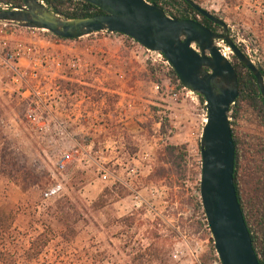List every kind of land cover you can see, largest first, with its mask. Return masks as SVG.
I'll use <instances>...</instances> for the list:
<instances>
[{"label": "rangeland", "instance_id": "374dc122", "mask_svg": "<svg viewBox=\"0 0 264 264\" xmlns=\"http://www.w3.org/2000/svg\"><path fill=\"white\" fill-rule=\"evenodd\" d=\"M156 1L175 17L185 7L181 0ZM194 1L222 19L234 43L264 68V0ZM216 45L238 61L222 41ZM17 46L49 52L59 62L38 74L58 96L55 119L40 128L27 118L21 82L0 61V126L18 158L42 178L23 192L0 176V207L16 212L8 247L19 253V264H220L197 190L206 119L199 95L166 74L151 76L148 67L162 59H147L144 48L119 33L60 40L46 30L0 24V55ZM161 118L168 120L166 137ZM231 126L243 156L238 181L250 207L264 193V122L242 107ZM167 144L184 146L186 155L166 154ZM67 153L74 156L61 164ZM67 201L72 208L63 211L76 231L70 240L60 236L64 226L54 216ZM44 225L53 229L50 241L26 260L24 251Z\"/></svg>", "mask_w": 264, "mask_h": 264}, {"label": "water", "instance_id": "95a60500", "mask_svg": "<svg viewBox=\"0 0 264 264\" xmlns=\"http://www.w3.org/2000/svg\"><path fill=\"white\" fill-rule=\"evenodd\" d=\"M22 1L21 5L0 2V24L46 30L65 39L98 32L126 35L163 56L182 86L204 99L199 193L218 260L220 264H260L233 179L235 144L229 114L239 93L238 75L216 40L223 39L233 56L254 76L264 105L261 69L228 34L214 33L194 19L168 15L158 4L146 0H74L104 11L86 17H68L41 0ZM184 1L228 30L222 19L194 0Z\"/></svg>", "mask_w": 264, "mask_h": 264}, {"label": "trees", "instance_id": "16d2710c", "mask_svg": "<svg viewBox=\"0 0 264 264\" xmlns=\"http://www.w3.org/2000/svg\"><path fill=\"white\" fill-rule=\"evenodd\" d=\"M46 5L51 7L57 12H61L68 17H86L93 14L104 13L101 9L93 6L92 4L84 1H74V0H42ZM1 3L10 4V5H21L22 0H0ZM149 2L157 3L156 0H151ZM181 2L193 10L195 14L197 13L186 1L181 0ZM161 7V6H160ZM162 8V7H161ZM163 9V8H162ZM164 10V9H163ZM203 21L199 20L200 23L207 26L204 22L208 20L204 16L200 15ZM175 17V16H174ZM198 21V20H197ZM63 40H70L65 38H60ZM72 40V39H71ZM161 64H163L161 66ZM239 82V93L231 106L230 111L232 118L231 125H235L239 119V115L242 107H248L252 109L257 116L264 122V105L260 96V92L256 85L254 76L250 73L246 67L240 62L233 64ZM262 75L264 77V68L260 67ZM149 74L155 78L158 74H166L168 77L179 80L175 71L167 64L166 59H163L150 67H148ZM159 71V73H158ZM200 97V100L204 102V99ZM0 107V115H1ZM161 128L160 134L163 137L167 136V132L164 130L168 124V120H160ZM232 136L235 144V164H234V186L237 193V198L240 204V207L243 212V216L247 227L251 234L252 243L256 254L258 256L260 264H264V193L257 195L252 205L249 207L243 198V193L241 191V186L238 181L239 171L241 170V163L243 161V156L241 152L240 141L235 134V131L232 127ZM13 145L4 134L2 127L0 126V176L8 178L14 185L19 187L23 192L27 191L29 188L34 186H39L41 182V177L38 176L32 169L27 167L25 159L20 160L13 149ZM199 148V146H198ZM185 147L180 145H171L167 144L164 146V151L166 154L175 156L176 154L182 158L186 155L184 153ZM161 171V169H160ZM160 176H164L163 173H160ZM158 175V178H160ZM160 180V179H159ZM199 181L197 182V190L199 192ZM67 206L62 203H58L54 210V216L59 224L64 226V229L61 228L60 236L64 240H70V237L75 236L74 226L70 224L72 218L68 213L63 211L65 207H70L69 201H67ZM199 206L202 209V202L199 199ZM16 212L13 210H5L0 207V264H19L18 256L19 253L13 251L8 247V244L12 245L14 238L12 236L13 225L15 221ZM204 214V212H203ZM205 218V217H204ZM204 226L208 229V225L204 222ZM53 229L47 225H44L43 231L39 233L32 241H30L28 248L24 251L23 256L26 260H33L37 258L44 248L47 246L50 241V235H52ZM212 240V239H211ZM212 254H214L215 260L217 256L215 254V249L212 247Z\"/></svg>", "mask_w": 264, "mask_h": 264}, {"label": "built area", "instance_id": "2783aa9c", "mask_svg": "<svg viewBox=\"0 0 264 264\" xmlns=\"http://www.w3.org/2000/svg\"><path fill=\"white\" fill-rule=\"evenodd\" d=\"M57 38L60 39V37ZM139 46L144 48L140 44ZM15 49V52L11 51L10 53H6V56L8 55V57L0 55V61L3 62L5 68L12 73V80L15 81V79H18L22 84L18 93L21 96V99L28 105L27 118L33 122H37L36 124L38 125L41 124L40 128H46L49 126L50 120L55 119L56 112L53 110V104L58 96L54 95L53 92H47L44 89L41 85L42 81L39 79L38 74L41 70H50L51 66L54 64L55 66H58L59 62L54 55L49 52L39 53V51H32L30 49H19L18 46ZM144 50L147 52V59L150 58L154 61L163 59V56L157 52L149 51L146 48H144ZM19 56L26 61V65L18 60ZM13 59L17 60V62ZM26 74L29 75V79L25 77ZM73 156L72 153L64 154L61 164L72 159ZM103 176L105 177L106 175L103 174ZM45 194L48 195V192ZM215 264H218V262Z\"/></svg>", "mask_w": 264, "mask_h": 264}, {"label": "flooded vegetation", "instance_id": "af4514ba", "mask_svg": "<svg viewBox=\"0 0 264 264\" xmlns=\"http://www.w3.org/2000/svg\"><path fill=\"white\" fill-rule=\"evenodd\" d=\"M148 1H151V0H148ZM170 2L171 3H174L172 0H170ZM184 6L185 7L180 8V11H181V13L179 15L180 18L194 19V20H198V21L199 20L203 21V19L201 18L200 15L195 14L193 12V10L190 9L189 7H187L186 5H184ZM204 22L207 24L206 27L208 29H210L212 32L217 33V34H228L229 35L228 30L225 31L224 28L221 25L215 24L214 22H212L209 19L208 20H205ZM217 41H222L226 45V42L223 39H217L216 42Z\"/></svg>", "mask_w": 264, "mask_h": 264}]
</instances>
